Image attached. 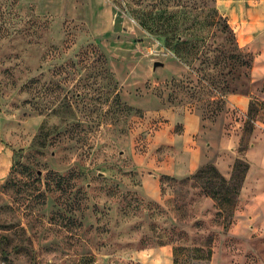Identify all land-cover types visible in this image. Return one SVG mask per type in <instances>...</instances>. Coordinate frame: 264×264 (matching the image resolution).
<instances>
[{
	"label": "rangeland",
	"instance_id": "obj_1",
	"mask_svg": "<svg viewBox=\"0 0 264 264\" xmlns=\"http://www.w3.org/2000/svg\"><path fill=\"white\" fill-rule=\"evenodd\" d=\"M215 1L0 0V264H264V39Z\"/></svg>",
	"mask_w": 264,
	"mask_h": 264
},
{
	"label": "crops",
	"instance_id": "obj_2",
	"mask_svg": "<svg viewBox=\"0 0 264 264\" xmlns=\"http://www.w3.org/2000/svg\"><path fill=\"white\" fill-rule=\"evenodd\" d=\"M215 3L239 36L241 44L264 39V0H216ZM9 154L0 143V162H4L5 170L10 163ZM246 156L249 169L235 211V226L243 222L241 231L261 240L264 238V140L250 147ZM4 169L0 167V177Z\"/></svg>",
	"mask_w": 264,
	"mask_h": 264
},
{
	"label": "trees",
	"instance_id": "obj_3",
	"mask_svg": "<svg viewBox=\"0 0 264 264\" xmlns=\"http://www.w3.org/2000/svg\"><path fill=\"white\" fill-rule=\"evenodd\" d=\"M216 9H217V7H216ZM225 18H226V17H225ZM140 23H141V25H142L143 27H145V28H150V27H151L150 23H148V22H146V21H144V20H141ZM168 26H169V23H166V27H168ZM171 27H174V26L172 25ZM238 165H241V166H242V169H241L240 171H242V175H243L244 171L247 170L248 165H247L246 163L241 162V161H237V162L235 163V167L238 166ZM200 171H201V170H199L198 173H199ZM234 177H235V175L233 174V175L231 176V179L234 178ZM219 178H220V180H221L222 182H224V183L226 184V186L229 187V188H230L235 194H238V189H236V185H237V183H236V184H235V183H234V184H230V182H228V181H227L224 177H222L221 175H219ZM243 180H244V176H243V178L241 177V179H240V181H239V182H241L240 185H242ZM207 256H209V250L206 251V257H207Z\"/></svg>",
	"mask_w": 264,
	"mask_h": 264
},
{
	"label": "water",
	"instance_id": "obj_4",
	"mask_svg": "<svg viewBox=\"0 0 264 264\" xmlns=\"http://www.w3.org/2000/svg\"><path fill=\"white\" fill-rule=\"evenodd\" d=\"M163 63L162 62H159V61H154L153 62V67L155 68L156 66H162Z\"/></svg>",
	"mask_w": 264,
	"mask_h": 264
}]
</instances>
